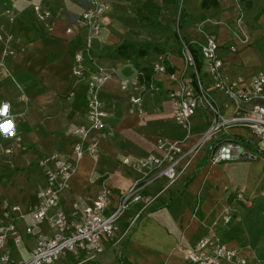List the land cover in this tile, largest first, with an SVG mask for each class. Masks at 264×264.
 Here are the masks:
<instances>
[{"label": "crops", "instance_id": "crops-1", "mask_svg": "<svg viewBox=\"0 0 264 264\" xmlns=\"http://www.w3.org/2000/svg\"><path fill=\"white\" fill-rule=\"evenodd\" d=\"M100 1L109 10L100 19L101 30L93 44L110 49L125 41L127 31L137 25V4H130V0ZM248 5L253 7L252 3ZM85 6L86 0H0V60L6 62L11 74L0 78V101L10 104L17 131V137L11 140L0 135V162L11 159L9 173L15 183L23 179L26 190L22 195L13 193L9 199L0 198V215L13 206L25 213L36 203L35 191L44 186L41 162L46 155L58 153L62 159L74 161L72 132L87 124L85 86L71 75L73 53L83 47L87 35V29L78 22ZM33 8L43 10L49 18L37 19ZM199 9L216 13V18L226 22L212 30L228 75L247 79L263 69L264 37L251 39L244 46L226 27L235 20L233 0H218L217 8ZM186 24L181 29L185 39L199 38ZM12 32L20 36L16 42L7 39ZM7 46L13 50L9 56H5ZM232 46L237 49L235 53L229 51ZM85 62L91 71L103 69L107 78L99 90L107 117L104 130L88 136L98 143L97 155L85 154L75 163L70 188L61 196L67 211L73 203L90 204L102 187L114 193L110 206L114 209L118 195L127 190L135 177L133 170L122 164L123 159L159 154V139L184 137L174 121L173 102L168 96L175 84L166 74L154 75L159 90L152 97H144V114H130L129 97L135 92L121 90L120 82L137 76L133 64L108 54L91 55ZM182 67V60L172 57L167 70L179 71ZM212 94L222 99L218 93ZM209 124L210 121H193V128L199 125L202 130L199 128L190 142ZM228 134L243 138L246 132L232 128ZM207 156L205 147L171 185L163 179L155 182L149 192L157 196V204L141 213L124 238L117 231L113 238L103 240V252L93 259H87L84 253L78 258L61 257L54 264H185L184 250L211 235L235 249L246 264H264L253 261L264 248V158L209 166ZM236 193L242 194L247 203H233ZM14 216L21 245L15 248L9 241L5 250L16 259H26L37 234L50 236L52 230L46 223L38 224L27 216L19 218L16 213ZM26 227H31L33 234H26Z\"/></svg>", "mask_w": 264, "mask_h": 264}, {"label": "built area", "instance_id": "built-area-1", "mask_svg": "<svg viewBox=\"0 0 264 264\" xmlns=\"http://www.w3.org/2000/svg\"><path fill=\"white\" fill-rule=\"evenodd\" d=\"M37 10V8H36ZM109 10V6L100 0H86L79 23L87 29L83 47L74 52L71 75L82 81L85 86L87 124L73 130L75 138L72 155L74 161L62 159L58 153H51L42 160L44 186L37 191L36 203L25 213H20L17 206L7 208L0 215V264H54L59 258L71 256L78 258L86 254L93 259L103 252V240L111 239L118 231V224L123 214L134 206L140 207L135 219L142 211L152 207L156 197L151 195L149 188L158 180H165L169 185L186 170L195 156L207 146V163L210 166L223 162H235L241 159L252 160L257 156L241 142L230 138L228 131L240 128L246 132L243 137L250 144L264 150V57L263 69L253 73L247 79L231 77L224 70V60L219 53V43L214 34H207L202 43L181 42L182 69L168 72L163 59H156L152 65V77L147 81L144 74L138 73L133 79L120 82L121 90H134L129 97L130 114H144V97L152 96L159 90L154 75L166 74L175 88L168 93L173 102V118L183 131L184 137L177 140L157 141L159 154H150L142 158H125L122 164L129 166L135 173L130 186L117 197V205L110 209L113 192L102 187L90 204L80 206L73 203L67 211L61 203L62 194L70 188L71 178L75 172V163L83 155L96 156L98 143L89 140L90 132L101 133L105 128L107 112L100 99L99 90L106 81L103 69L90 70L86 60L91 58L93 39L101 30L100 19ZM193 45L198 49L202 66L197 68L195 58L189 49ZM231 53L237 51L235 46L229 48ZM201 72L206 80H202ZM10 71L0 60V78L10 77ZM206 84V86L204 85ZM212 92L221 95L218 100ZM7 101H0V106ZM200 112L210 115V124L196 141L190 142L193 120ZM13 118L10 112L0 117V122ZM14 124V122H13ZM9 137L0 133L5 140ZM238 200L247 201L241 194ZM31 218L36 223H46L52 230L50 236L37 234L35 244L28 258L16 259L5 250L11 241L15 248L21 245V235L15 225V216ZM25 233L33 234L31 227ZM185 264H246L235 249L228 247L216 235L201 239L194 246L184 250Z\"/></svg>", "mask_w": 264, "mask_h": 264}, {"label": "rangeland", "instance_id": "rangeland-1", "mask_svg": "<svg viewBox=\"0 0 264 264\" xmlns=\"http://www.w3.org/2000/svg\"><path fill=\"white\" fill-rule=\"evenodd\" d=\"M142 1L145 0H130V4L135 6ZM153 1H156L155 3L160 7L156 15H151L148 20H143L141 22H139L136 17L137 25L127 31L124 37V40L126 42L135 43L139 48L147 51L148 55L144 59H146L148 63H150V65H152V63L159 58L163 59L165 65H168L172 57L181 59V42L179 40L182 38L185 39V37L182 30H178L177 28L178 20L182 15L180 12V8L190 14L187 16L186 22L187 24H189L190 28H192L199 34V38L187 40L195 44L202 43L205 35L210 33L215 34L212 30L214 27H217L220 24L226 25V22L221 21L220 19L215 17L216 13L214 15H211L210 13H206L200 10L198 0H180L179 6L175 4L167 5L163 3V0L161 2L160 0ZM233 1L235 2L237 11L235 20L233 25H230L228 23L226 27L231 30L234 38L237 39V41L242 45L247 46L249 45L251 39L256 40L264 37V0L263 2H261V0ZM250 3L253 4V7H250L248 5ZM33 12L35 13V17L37 19H40V17H45V19L49 18V15L44 13L43 10L37 11L35 10V8H33ZM19 38V34H15L14 32L7 35V39L11 42H16ZM108 51H110L108 47L101 49V46H99L98 43H92L90 53L91 55L96 57L99 54H107ZM12 53L13 50L10 48V46L5 47V56H9ZM4 63L6 65L5 61ZM201 77L204 82L206 78L203 72H201ZM204 85L206 86V84ZM210 118L211 117L209 114L200 112L193 121H210ZM206 124L204 125V128L206 127ZM199 128L202 130V127H199V125L193 128L191 132L192 136L198 134L197 132L199 131ZM196 139L197 138H195L194 141H196ZM239 161L254 162L256 161V158L252 160L241 159ZM11 169V159L7 160L6 162H0V198L9 199L12 197L13 193L22 195L26 192L23 179H17L15 183V178H13L9 173V170ZM37 191L38 190L35 191V194H37ZM238 194L240 193H236L234 195L233 203L239 206L240 202L242 201L238 200ZM156 204L157 202H154L152 206ZM139 210L140 207H135V209L132 208L126 211L121 217L118 224V226L120 227L118 228V232L121 233L120 235L123 234V238L134 227V224L138 219L137 218L134 220V218ZM143 212L144 211H142V213ZM253 261L264 262V248H262L255 254Z\"/></svg>", "mask_w": 264, "mask_h": 264}, {"label": "trees", "instance_id": "trees-1", "mask_svg": "<svg viewBox=\"0 0 264 264\" xmlns=\"http://www.w3.org/2000/svg\"><path fill=\"white\" fill-rule=\"evenodd\" d=\"M165 4H175L180 5V0H163ZM200 7L203 10H209L218 7V0H201ZM160 7L153 0H146L140 2L136 5V15L138 21L148 20L151 15H156ZM181 17L178 20L177 28L181 30L186 22L187 14L185 10L180 8ZM179 39V38H178ZM180 41V40H179ZM182 41L189 43L186 39L182 38ZM189 49L195 58L197 68L200 69L202 66V59L199 56L198 49L189 45ZM108 56L117 59L129 61L136 68L138 73L144 74V77L149 81L152 77V69L150 63L144 58L148 55L147 51L139 48L135 43L123 41L120 44L110 48V51L107 52ZM235 141L241 142L247 148H249L254 155L260 158H264V151L258 149L253 144H250L247 139L241 137H230Z\"/></svg>", "mask_w": 264, "mask_h": 264}, {"label": "clouds", "instance_id": "clouds-1", "mask_svg": "<svg viewBox=\"0 0 264 264\" xmlns=\"http://www.w3.org/2000/svg\"><path fill=\"white\" fill-rule=\"evenodd\" d=\"M9 107L10 106L7 103L0 106V117L6 116L8 114ZM13 128L14 124L11 119L0 122V133H6L9 137H11L14 134V132L12 131Z\"/></svg>", "mask_w": 264, "mask_h": 264}]
</instances>
